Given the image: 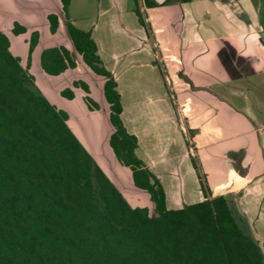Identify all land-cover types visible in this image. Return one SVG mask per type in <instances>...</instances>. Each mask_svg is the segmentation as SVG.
<instances>
[{
    "label": "trees",
    "instance_id": "16d2710c",
    "mask_svg": "<svg viewBox=\"0 0 264 264\" xmlns=\"http://www.w3.org/2000/svg\"><path fill=\"white\" fill-rule=\"evenodd\" d=\"M70 1L60 3L72 48H43L40 67L58 76L76 68V54L104 79L109 147L117 163L129 169L134 186L149 195L152 210L129 203L71 130L67 112L37 86L30 59L38 30L30 32L25 65L0 30V264H264V241L239 223L230 194L207 198L212 193L195 163L204 198L168 206L164 186L138 156L137 138L121 120L114 76L104 67L90 32L68 16ZM133 1L148 35L137 0ZM173 1L141 3L149 8ZM46 19L48 32L56 33L58 16L49 13ZM26 31L17 22L11 28L14 35ZM72 87L84 91L82 99L90 111L100 109L85 81L76 79ZM60 94L74 97L70 87Z\"/></svg>",
    "mask_w": 264,
    "mask_h": 264
},
{
    "label": "crops",
    "instance_id": "0c3cea01",
    "mask_svg": "<svg viewBox=\"0 0 264 264\" xmlns=\"http://www.w3.org/2000/svg\"><path fill=\"white\" fill-rule=\"evenodd\" d=\"M153 1L160 4L165 0ZM73 2L70 1L68 16L76 25L78 19L86 23L82 29L90 32L104 67L115 78L121 96V120L137 138L138 156L163 186V182H169L168 174L176 181V185L172 183L167 189V203L179 202L182 206L193 203L187 200H202L204 195L198 172L190 170L186 177L191 181L188 180L190 185L186 187V180L179 173L180 165L175 162L176 146L182 145L181 132L185 133L178 125L179 119L154 46L143 26L134 19V1L103 0V5H99L103 8L98 13L101 22L90 23L83 13L79 18L77 14L73 16ZM86 4L78 3V6L85 8ZM144 12L166 75L174 71L179 79V83L171 85L172 92L177 103L183 104L181 112L185 121H193L188 125L194 130L192 142L195 143L196 156L199 154L205 165L215 159L219 161L216 172L211 174L214 170L207 165L209 172L204 173L206 183H212H209L213 188L210 190L212 195L225 194L227 190L237 192L246 207L250 204L245 201L254 200L252 215L258 231H263V242L264 78L259 80L257 73L264 70V0H175L166 5L144 8ZM60 23L61 19L59 26ZM30 30H37V26ZM78 64L77 61L76 68ZM182 74L195 87L207 88L215 94L202 89L191 90ZM94 75L102 89L104 79ZM235 81L237 84H232ZM85 82L91 96L90 84ZM101 100L104 105L99 110L87 109L105 115L108 143L111 126L103 94ZM181 112L177 113L181 116ZM69 121L68 115V125ZM80 142L89 151L88 146L82 140ZM228 152H242L241 167L248 172L231 173L225 161L223 163L224 159L228 160L225 156ZM156 167L171 170L165 174L164 171L158 172ZM220 177L224 180L217 181L216 178Z\"/></svg>",
    "mask_w": 264,
    "mask_h": 264
},
{
    "label": "rangeland",
    "instance_id": "374dc122",
    "mask_svg": "<svg viewBox=\"0 0 264 264\" xmlns=\"http://www.w3.org/2000/svg\"><path fill=\"white\" fill-rule=\"evenodd\" d=\"M83 2L87 3L86 7H79L78 3L80 4ZM73 3V16L77 14L79 18V16L83 13L85 14L83 17L86 16V19H90L89 23L90 21L101 22V18L98 17V13H100L103 8H100V6L103 5V0H74ZM49 13H54L59 17V19H61L60 26L58 27L55 34H49L48 32V22L46 20V16ZM64 18L65 17L61 11V3L59 0H0V30L4 31L8 35L11 44L10 50L14 54L20 56L22 64L25 65L28 54V40L31 31L30 29H32L34 26H37V30L40 33V37L38 44L31 53L30 59V71L36 79L37 86L45 94V96L51 103L56 105L59 109L64 110L68 113L70 117V127L80 138V140H82L88 146L89 151L91 152V154H93L98 164L110 176V178L122 192L125 198L129 201V203L134 206H146L150 210H152V203L149 199V195L144 191L138 190L132 182V177L129 169L118 165L117 162L114 160L113 153L107 143L108 122L105 115L102 112L88 111L86 105L82 101L84 91L80 88L75 89L72 87V82L76 79H83L89 82L92 91L91 96L99 103L101 107H103L104 102L103 100H101L102 94L98 78L89 70V68L86 67L85 64L81 62L80 57L76 54L75 57L79 62L78 67L74 70H67L65 73L60 74L59 76L48 75L43 72L40 67L39 54L43 48L56 44H64L67 47L72 48L71 41L65 32ZM134 19H136V22H139L136 15ZM78 20V27L83 28L86 26V23H83ZM14 22H18L24 25L25 27H27L28 31L25 34L20 35L12 34L11 28L13 27ZM257 74V78H259V80H262L264 78V70H261V72ZM168 82L173 86L176 85V83H179V79L176 77L174 71L168 73ZM232 84L237 83L235 81ZM65 87H70L71 89H73L74 97L72 99H68L66 97L61 96L60 91ZM178 105L179 108H183V104L181 102L178 103ZM231 106L233 105L231 104ZM188 108L189 107H186V109ZM181 118L183 123H180L179 121L177 122L180 126V129L183 131V128H181L182 124L186 125L185 116H183V112H181ZM191 121L192 120H188V124H190ZM181 135L182 145L176 146L175 162L176 164L178 163L177 165H180L179 173H181L182 177L186 180L185 186L189 187V179L186 176H188L190 170L196 171L193 167V163H195V165L197 166V171L202 174H208V167L210 165L212 170H214L211 173L213 174L214 172H216L215 170L217 169L216 167L219 161L215 159L211 161L210 164L208 162L207 167L201 157H199V154L197 155L196 159H192L191 155H187V153L190 154V152H192V154L195 156L197 153L193 146L195 143L193 144L192 142V135L188 134V136H186L185 134H182V132ZM188 141L192 146V149L190 150ZM225 156L228 160L224 159L223 163L225 161V164L227 165V167H229V171L231 173L248 172L246 168L241 167L243 164L242 161L244 157V154L242 152H228L225 153ZM156 170L158 172L160 171V173H163L164 171L165 174H168L171 168H168L167 170L162 167H156ZM168 175L170 176L168 177L169 182L164 183L162 181L167 195L168 187H171L172 183H175L173 185H176V181L173 180V175ZM216 179L217 181H222L224 180V177ZM209 183L207 184L208 188L210 190H213L211 186L212 183H210L211 185ZM227 191L228 192H224L231 195V198L233 200L231 205L235 217L238 219L239 223L243 226V228H245L247 232H249L256 240L261 243L263 231H258L259 228L256 227V224L254 223L255 217L252 215V213L254 212V200L245 201L247 202V204H250V206L246 207L244 204V200L239 198L241 196H239L237 192H232L229 190ZM170 202L168 201V206L171 208L180 205L179 202H172V204H170ZM186 202H194V200L191 199L187 200Z\"/></svg>",
    "mask_w": 264,
    "mask_h": 264
},
{
    "label": "water",
    "instance_id": "95a60500",
    "mask_svg": "<svg viewBox=\"0 0 264 264\" xmlns=\"http://www.w3.org/2000/svg\"><path fill=\"white\" fill-rule=\"evenodd\" d=\"M137 3H138V5H139L140 12H141L142 15H143V19H144V22H145V27H146V30H147L148 36H149V38H150L151 43H152L153 46H154V49H155V52H156V56H157V58H158L159 65H160V68H161V71H162V73H163V75H164V78H165V80H166V82H167V87H168V90H169V92H170V94H171V97H172V100H173L174 107H175L176 110H178L177 103H176L175 97H174L173 92H172V86H171V84L168 82V76L166 75V69H165L164 64H163V62H162V60H161L160 53H159V49H158V46H157L156 43H155V39H154V36H153L152 30H151L150 24L148 23L147 18H146V16H145V12H144V8H143V6H142L141 0H137ZM182 78L184 79V81H185L186 84L190 87L191 90H194V91H195V90L202 89V90L210 91V90H208L207 88L195 87V86L191 83V80H190L186 75H184V74H182ZM210 92H212V91H210ZM212 93L215 94L214 92H212ZM178 119H179V122H180V123H183V122H182V118H181V116L179 115V113H178ZM182 128H183V131H184L185 135L188 136V134H189V129L186 128L184 124H182ZM188 144H189V147L192 148V146L190 145V142H189V141H188ZM112 153H113V152H112ZM200 177H201V179H202V173H200ZM204 188H206V185H205V184H204ZM206 192H207V191H206ZM216 196H218V194H217V195H216V194H215V195H209V194L207 193V198H208V199H213V198L216 197Z\"/></svg>",
    "mask_w": 264,
    "mask_h": 264
},
{
    "label": "flooded vegetation",
    "instance_id": "af4514ba",
    "mask_svg": "<svg viewBox=\"0 0 264 264\" xmlns=\"http://www.w3.org/2000/svg\"><path fill=\"white\" fill-rule=\"evenodd\" d=\"M172 89H173V88H172ZM175 100H176V98H175ZM176 103H177V101H176ZM177 107H178V110H176L175 107H174V109H175L176 117H177V119H178V116H177L178 113H177V112H181V108H179L178 103H177ZM178 121H179V120H178ZM185 124H186L185 127L189 129V134L193 136V131H194V130L191 129V128H189V125H188V123H187L186 121H185ZM192 136H191V137H192ZM192 157H193L194 159H196L197 156H196V155H195V156L192 155ZM199 174H200V173H199ZM203 175H204V174H203ZM203 175H202V176H203ZM198 176H199V175H198ZM204 176H205V175H204Z\"/></svg>",
    "mask_w": 264,
    "mask_h": 264
}]
</instances>
